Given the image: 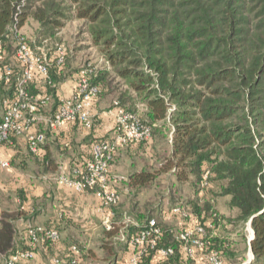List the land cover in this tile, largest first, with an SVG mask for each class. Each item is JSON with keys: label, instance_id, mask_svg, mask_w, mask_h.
<instances>
[{"label": "trees", "instance_id": "16d2710c", "mask_svg": "<svg viewBox=\"0 0 264 264\" xmlns=\"http://www.w3.org/2000/svg\"><path fill=\"white\" fill-rule=\"evenodd\" d=\"M22 2L0 0V124L5 103L17 99L21 73L14 57L16 36L10 28L15 25L18 35L36 51L39 46L45 48L47 40L43 38L53 37L54 28L63 25L58 18L68 20L73 16L88 27L91 43L99 49L103 64L96 67L88 61L80 63L76 54L80 48L71 50L63 44L56 45L64 49L63 62L58 65L55 53L52 52L51 60V52H46V76L35 74L25 85L31 99L46 98L45 104L37 100L39 110L30 113L23 109V115L37 117L47 108L50 123L64 100L57 95L60 83L74 74L78 78L80 71L88 68L89 83L98 89L93 108L101 100L112 108L116 102L122 109L137 114L149 129L148 138L122 145L140 158L143 167L115 183L110 173L111 185L120 199L107 207L113 215L99 240L102 258L112 263L118 260L119 244L128 245L129 237L154 218L161 235L154 247H146L137 264H147L159 254V248L173 251L162 256L164 260L193 259L197 252L187 256L179 235L195 226L205 229L200 251H217L221 264H240L241 242L245 249L246 245L251 249L249 264H264V0ZM36 3L38 6L32 11ZM30 18L39 26L34 40L22 32ZM5 67L11 70L7 75ZM73 96H78L76 86ZM95 116L89 128L92 131ZM69 123L84 127L78 120ZM115 130L114 123L113 136ZM35 133H43L46 138L43 131ZM17 136L20 135L10 132L1 146L13 144ZM113 136L92 135L87 143L88 155L79 166L91 158L94 143ZM42 145L32 152L27 144L30 156L37 159ZM41 166L51 174L58 169L50 156L42 158ZM159 187L164 190L161 196ZM124 188L128 190L124 196L129 202L126 210L121 200ZM146 193L148 196L142 200ZM219 199L224 202L226 213L219 209ZM166 202L174 223L162 215ZM20 208L0 209V264L4 257L17 251H34L37 245L26 228L24 245L20 246L22 239L16 235L12 222L21 214ZM174 208L185 215L173 212ZM126 217L129 223L125 222ZM247 225L253 231L251 240L242 234ZM44 229H55L59 234L57 225ZM217 229L221 236L214 234ZM38 238L45 245L55 244L60 234L56 241L44 239L41 234ZM72 245L79 249L77 264H81L85 246L78 241ZM203 264L212 263L205 258Z\"/></svg>", "mask_w": 264, "mask_h": 264}, {"label": "crops", "instance_id": "0c3cea01", "mask_svg": "<svg viewBox=\"0 0 264 264\" xmlns=\"http://www.w3.org/2000/svg\"><path fill=\"white\" fill-rule=\"evenodd\" d=\"M76 80L77 74H74L60 83L57 90L60 100L72 96ZM44 110L38 114L36 123L29 130V133L43 131L46 135L37 159L30 156L26 134L17 136L13 144L0 148L1 157L10 163L8 168L0 170V209L14 211L21 207V214L15 216L12 221L16 235L19 234L22 239L26 235L25 229L31 226L45 227L50 224L59 226V241L49 245L38 242L32 258L22 260L21 264H66L68 247L75 241L80 242L86 249L81 264H123L130 254L129 245L119 244L118 260L114 263L102 258L103 250L98 246L102 232L107 228L103 222L108 218L110 221L113 213L103 206L100 198L93 192H77L56 181L60 166L81 165L80 161L82 162L88 155L87 143L92 135L113 136L114 110L106 100L99 101L92 109L96 115V126L93 131L74 123L51 126L49 114L46 113L48 109ZM45 156H50L54 163L58 164L55 174L42 169L41 161ZM77 162L80 164L77 165ZM141 167L143 162L137 155L132 156L131 150L127 148L121 149L111 165V179L114 183L119 182L123 176ZM121 192L122 207L125 210L129 209V202L124 197L128 194L127 188ZM170 213L173 215L172 212H168L167 207L162 211L164 219L174 223L169 219ZM214 234L221 236L218 229ZM230 235L235 236L234 233ZM20 242V246H23V239ZM246 250L249 257L250 247L247 245ZM205 255L206 253L197 250V255L193 259L182 257L172 261L161 259L162 256L158 254L150 258L147 264H203Z\"/></svg>", "mask_w": 264, "mask_h": 264}, {"label": "built area", "instance_id": "2783aa9c", "mask_svg": "<svg viewBox=\"0 0 264 264\" xmlns=\"http://www.w3.org/2000/svg\"><path fill=\"white\" fill-rule=\"evenodd\" d=\"M22 3H24V0ZM10 30L16 36L14 57L21 67V73L17 80V99L5 103L3 120L0 124V148L1 143L8 138L10 132H13L17 135L26 134L29 149L32 152H36L39 145L44 142L45 136L43 133H29L31 124L37 117L34 114L25 117L22 111L23 109H28L30 113L37 112L39 110L37 100L45 104L46 98L42 100L39 97L34 98V100L31 99L25 90V85L34 78L35 74L42 77L46 76L49 59L47 58L44 47L39 46L36 48V51L31 49L26 43V40L20 36L21 34L18 35V29L15 25ZM1 52L0 40V55ZM55 59L58 65L63 62L64 49L62 46L56 48ZM4 70L6 75L11 71L7 67ZM88 73V68L80 71L76 80V92L78 96L63 100L53 118L50 119L51 126H60L64 123L78 120L85 128H91L94 117L92 111L93 102L98 89L96 86L90 85ZM1 77L0 67V79ZM112 109L115 114L116 126L112 139L94 143L91 149V158L85 162L84 166H60L56 177L58 184L65 185L77 192L91 190V192L100 198L102 204L106 207L111 204H116L120 199L118 192L112 187L110 182L111 161L118 152L119 146L130 141H138L149 137V129L140 122L137 114L122 109L116 102ZM9 166V162L0 155V170L6 169ZM173 212L185 215V212L179 208H174ZM129 221V218L126 217L125 222L129 223ZM103 223L109 228V218L105 219ZM38 234H41L44 239L49 238L52 241H56L59 235L55 229L45 230L42 226L28 227L27 235L37 244L40 241ZM204 234L205 229L202 226H195L179 235L187 256H193L197 250L203 249ZM160 235L161 229L156 220L154 218L148 220L143 228L129 237L128 245L130 247V254L124 261V264H137L146 247H154ZM121 239H124V235H121ZM69 251L67 264H77L79 249L76 245H72ZM158 252L161 256H166L172 254L173 251L171 248H159ZM33 255V250L17 251L4 257L2 264H21L22 260L32 258ZM205 258L212 264L222 263L217 251L207 253Z\"/></svg>", "mask_w": 264, "mask_h": 264}, {"label": "rangeland", "instance_id": "374dc122", "mask_svg": "<svg viewBox=\"0 0 264 264\" xmlns=\"http://www.w3.org/2000/svg\"><path fill=\"white\" fill-rule=\"evenodd\" d=\"M37 6H38V3H36L34 5L32 11H34V8ZM70 14H72V13L70 12ZM58 20H60L64 23L62 26L54 28V32H55L54 36L50 37V38H48V37L43 38V40H47L46 46L44 49L48 53L51 52V54H50L51 60H53L52 57H53V54L55 53V51H54L56 48L55 46L63 44L66 48L71 49V50H73L74 48H75V50L80 48V53H76V54H79L78 62L83 63V62L88 61V62H90V64H94L96 67L101 66L103 64V60H102L103 58L101 57L99 49L96 46L92 45V43H91L92 41H91L90 35L88 33V30H87L88 27L84 25V23H83L84 21L75 19L73 16H71V18L68 20H62V18H58ZM38 29H39L38 23L30 18V19H28V21L24 25L22 32L25 33L29 38L34 40L35 39V33ZM52 52H53V54H52ZM74 66H75V64H74ZM107 107H108V105H107ZM2 110L3 109L0 105V115L2 113ZM94 125L96 126V122ZM121 149H125V148L122 146H119L118 155H119ZM110 173H111V168H110ZM159 190H160V193L158 194V196H161L163 194L164 190H163V188H160V187H159ZM150 192H152V191H150ZM147 196H148L147 193L144 194L142 197V200L144 198H146ZM165 205H166V207L168 206L167 202ZM218 206H219V209L221 211H226L225 206H224V202L220 199H219ZM168 212H171V211L168 210ZM169 216H170L169 219L173 220V222H174V220H175L174 215L171 214ZM243 233L248 238V240L251 239V231H250L249 225L244 227L242 234ZM90 243H93V242L90 241ZM238 249L241 252L239 257L242 259L240 264L250 263L252 258H251V256H249V257L247 256L248 255L247 254L248 249L247 250L245 249V244H243L242 242H241V244H238Z\"/></svg>", "mask_w": 264, "mask_h": 264}, {"label": "water", "instance_id": "95a60500", "mask_svg": "<svg viewBox=\"0 0 264 264\" xmlns=\"http://www.w3.org/2000/svg\"><path fill=\"white\" fill-rule=\"evenodd\" d=\"M250 231H251V239H252V237H253V231H252V229H250ZM251 239H250V240H251ZM250 256H251V258H252L251 249H250Z\"/></svg>", "mask_w": 264, "mask_h": 264}]
</instances>
